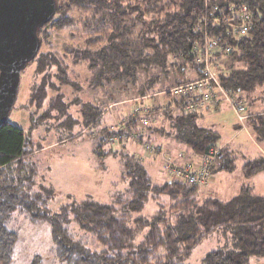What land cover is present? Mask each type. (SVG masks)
Here are the masks:
<instances>
[{"label":"trees","instance_id":"1","mask_svg":"<svg viewBox=\"0 0 264 264\" xmlns=\"http://www.w3.org/2000/svg\"><path fill=\"white\" fill-rule=\"evenodd\" d=\"M56 4L55 16L38 28L39 53L22 71L23 75L35 64L37 74L46 72L23 107L35 105L39 110L49 99L48 109L63 111L68 117L66 104L62 99L57 101L60 96L49 97L46 87L52 80L48 82L47 78L54 75L60 83L72 84L71 75L78 77V66L85 67L86 83H91L93 90L108 83L121 84L149 98L146 94L153 91L159 74L139 86L141 75L152 69L168 74L170 66L180 72L187 67L197 68L195 48L209 37L221 42L229 40L233 46L228 53L216 47L210 55L212 67L219 82L242 98L247 108L245 123L249 121L264 139V110L256 114L250 96L259 91L264 94V0H56ZM242 5H247L252 14L253 29L250 35L231 39L228 21L235 20ZM206 16L209 22L202 24ZM79 27L83 30L82 42L65 44L69 53L67 48L63 53L42 50L49 43L50 31L69 30L71 36H76L73 31ZM223 54L229 58L224 69L214 62ZM187 72L171 87L180 84ZM167 97L170 103L175 102L174 110L152 107L147 114L150 124L144 131L146 139L158 143L159 137L166 136L187 145L195 155L220 148L218 133L197 123L200 113L188 112L180 99ZM75 103L81 104V124L90 127L99 122L101 110L95 103ZM140 115L129 118L123 128L104 127L96 135L104 134L103 140L111 145L110 138L129 125L137 129ZM76 121L67 119L64 123L74 127ZM35 144L31 132L9 120L0 124L2 264H10L14 258L18 236L10 229V222L17 213L48 222L53 252L58 261L66 264H190L187 259L193 249L212 232L225 227L238 237L242 250L211 251L202 264H250L252 256H264V195L252 187L241 188L229 199L207 196L201 200L200 186L176 179L158 182L143 158L111 147V151H100L98 155H120L122 188L105 199L66 200L53 209L55 193L47 185L37 184L38 170L33 163V168L28 169L25 162ZM220 149L223 151L217 154L215 165L227 159L223 168L230 169L232 160L225 154L228 149ZM262 170L263 156L243 166L246 178Z\"/></svg>","mask_w":264,"mask_h":264},{"label":"rangeland","instance_id":"2","mask_svg":"<svg viewBox=\"0 0 264 264\" xmlns=\"http://www.w3.org/2000/svg\"><path fill=\"white\" fill-rule=\"evenodd\" d=\"M70 33L71 31L69 30L50 31L49 43L45 44L42 50H56L63 53L66 52L65 48H67L65 44L82 42L81 35H83V30L81 27L73 31L76 36H71ZM67 51L68 53L70 52L68 48ZM214 62L224 69L229 64V58L223 54L220 57H216ZM35 66L33 64L23 72L18 96L8 120L12 124L25 129L27 133L31 132L36 144L35 149L29 151L28 159L25 162L28 169L33 168V163L34 168L38 170L37 184H45L55 193L51 203L53 209H57L66 200H80L86 197L105 199L110 197L116 190L122 188L119 182L120 155L113 153L98 155V152H109L112 147L132 153L131 150L125 148L128 147L127 143L130 142L124 141L122 143L123 140L121 139L116 142V146L110 145L109 142L103 140L105 138L104 134L96 135V132L103 129L106 124H109V126L115 125L118 119L111 121V117L120 118L127 116L130 112L132 113L134 106L137 105L134 103L136 100H139V105H149L154 108H161L169 104L170 99L167 97L166 91L176 81L182 79L183 75L189 70L187 67L184 72L173 71L170 66L168 74L159 72L158 69L143 73L139 86L146 84L149 81V77L154 78L156 74H159L160 77L156 81L153 91L146 94L149 98L145 99H142L144 95L142 96L137 89L123 88L121 84L108 83L107 86L99 85L93 90L91 83H86L87 72L85 67L82 66L76 68L78 77L75 74L71 75V79L74 81L72 84L64 85L59 82L57 77L52 75V78H47L48 82L52 80V84L49 85L48 83L46 88L49 92V97L54 96L55 98L59 95L60 98L57 101L62 99L66 104V110L69 115L65 118L63 111L58 113L59 111L56 109H48V98L47 102L39 110L35 105L29 109L22 106L23 104H28L30 94L34 91L32 88L42 83L46 73L37 74ZM56 85L60 86L59 90L54 88ZM250 96L253 98L251 104H253L254 112L256 114L257 112L262 113L261 111L264 110V94L259 91ZM95 98L98 99L97 102L94 101L96 100ZM77 101L96 104V107L101 110L100 120L97 124L90 127H87L85 123L81 124V104L75 103ZM200 114L201 116L198 118L199 122L197 123L202 126L207 125L218 133V144L222 148L228 147V158L232 160V165L230 171H228L223 168L225 162H220L214 174L221 171L220 176L222 175L223 186L221 185L216 189L214 186H216L218 180L210 184L213 178L211 177L208 189H204L205 186L200 187L198 198L202 200L207 196H212L228 199L238 193V190H234L240 188L238 182L241 181L240 176L242 177V164L261 156L264 157V139L259 132L254 131L250 127L249 121H246L244 126H242L236 112L230 106L222 105L218 112L204 109ZM133 116L136 115L130 116V120ZM40 119L42 121L38 122ZM67 119L70 121L77 119L78 121L73 122L72 126L74 127H68L64 123V120ZM125 119L119 122L120 125L117 126L126 124L127 120L123 124ZM32 120L35 121L33 122ZM164 125L167 127V121ZM141 139L143 142L147 140L144 135H142ZM101 144L102 146L99 147ZM143 148V157L146 158L148 155L159 156L162 160L161 164L157 162V168H155L156 165L152 168L146 163L154 180L162 182L165 177L175 179L165 169V158L163 156L160 154L155 155V153H150L146 147ZM179 148L190 152V148L187 145H182ZM217 149L220 152L223 151L220 148ZM164 151L167 157L177 161L179 164L184 163L180 161L183 152L173 156L165 148ZM136 154L133 153L134 156L139 157ZM179 154H182V156ZM225 154L227 155L226 152ZM196 156V160L191 159L186 162H193V166L197 167L201 164L200 158L202 159L203 155ZM31 175L34 176V174ZM240 183L242 188L252 187L256 193L264 195V170L251 178H245V181L242 177V182ZM149 209L152 210V207L150 206ZM10 225V229H14L18 236L16 251L10 264H66L58 261L53 252V242L47 221L43 219L30 220L27 215L17 213L12 217ZM237 238L227 227L220 228L208 235L193 249L187 259V263L202 264L211 251L218 249L242 250ZM250 264H264V256H252Z\"/></svg>","mask_w":264,"mask_h":264},{"label":"built area","instance_id":"3","mask_svg":"<svg viewBox=\"0 0 264 264\" xmlns=\"http://www.w3.org/2000/svg\"><path fill=\"white\" fill-rule=\"evenodd\" d=\"M207 17L208 16L201 20L202 24H208L209 20ZM233 18H235V20L228 21V37L231 39H240L243 36L250 35L253 29V18L248 6L242 5ZM216 47L222 48L226 53L233 51V46L230 44L229 40H223L221 42L206 37L202 46H197L195 48L198 67L189 70L183 81L169 88L166 94L173 98V100L180 99L185 109L191 113H201L204 109H217L222 103H226L236 112L239 122L245 124L247 118L245 111L247 108L244 103L241 102L242 98L219 82L217 74L212 67L210 55ZM143 98L144 97H142V99ZM138 101L139 100H137L138 104L134 106L132 113L130 112L129 116L123 122L124 124L126 120L128 121L132 115L141 114L137 129H135L134 125H129L126 127V130L111 137L109 140L111 141L110 143L116 145V142L122 139V143L126 141L141 144L143 147H146L150 153H155V155L160 154L165 158V169L170 175H173L176 180L198 185L200 187L208 185L213 175V169L219 150L212 147L208 151V154L203 155L202 159L200 158L201 164L197 167L193 166L192 161V163L184 162L179 164L177 161L167 157L160 143H155L148 139L143 142L141 139L142 135H144V131L150 124L147 114L151 111L152 107L149 105H139ZM174 107L175 102L171 101V103L165 105L163 109L171 111L172 109L174 110ZM125 125L126 124L118 127L123 128ZM179 155L182 156V154Z\"/></svg>","mask_w":264,"mask_h":264},{"label":"water","instance_id":"4","mask_svg":"<svg viewBox=\"0 0 264 264\" xmlns=\"http://www.w3.org/2000/svg\"><path fill=\"white\" fill-rule=\"evenodd\" d=\"M56 11V0H0V124L15 105L22 71L40 51L38 28Z\"/></svg>","mask_w":264,"mask_h":264},{"label":"crops","instance_id":"5","mask_svg":"<svg viewBox=\"0 0 264 264\" xmlns=\"http://www.w3.org/2000/svg\"><path fill=\"white\" fill-rule=\"evenodd\" d=\"M139 102V101H138ZM141 102V101H140ZM134 103H136V104H138L137 103V100L134 102ZM227 104H225V106H226ZM224 106V105H223ZM227 106H229V105H227ZM221 108H219V110H220ZM218 109L217 110H213V111H219ZM129 115V114H128ZM127 115V116H128ZM126 115H125V117H120V118H118V117H115V116H113V117H111V121L112 120H117V122H116V124L115 125H111V126H109V124L107 125L106 124V126L105 127H112V126H117L118 124H119V122H122L126 117H127ZM124 118V119H123ZM121 119H123V120H121ZM113 124V123H112ZM204 126H207V125H204ZM208 127V126H207ZM246 131H248L247 129H245ZM156 142H158V143H160V144H162V146H164V148H165V150L166 151H168L171 155H173V156H177L178 155V153H180V152H183V156H182V158H180V161L181 162H186V161H189V160H196L197 158V156L196 155H194L193 153H191V152H187L186 150H184V149H181V148H179L180 146H182V145H180L179 143H177V142H175L174 140H172L171 138H167L166 136H162V137H159L157 140H156ZM128 144V147H125V144H124V147L125 148H128L129 150H131L132 151V154L134 153V154H136V155H139V157L141 156V158H143L144 160H146L145 162L149 165V166H151L152 168H154L155 167V165H156V167L155 168H157V162H159L160 164H161V162H162V160H161V158L159 157V156H147L146 158L145 157H143L142 155H143V152H144V148L142 147V145H140V144H134V143H132V142H130V143H127ZM220 148H222L221 146H220ZM223 148H228V147H223ZM226 151V153L228 154V152H227V150H225ZM161 160V161H160ZM225 163L227 162V159L224 161ZM243 166H244V164H242V166H241V171L243 170ZM161 167H162V165H161ZM217 167H218V164L217 165H215V167H214V170H213V178H212V181L210 182V184L211 183H215L217 180H218V183L216 184V186H214V187H216V189H218V187H220L221 185H222V175L220 176V173H221V171H218V172H215V174H214V171L217 169ZM226 170H228V171H230V169H227L226 168ZM167 175V174H166ZM168 176V175H167ZM242 177H243V179H244V181H245V175H244V173L242 172ZM242 177L240 176V178H241V181L240 182H242ZM166 178V177H165ZM165 178H163V180L165 181ZM170 178L168 177V178H166V180H169ZM163 182V181H162ZM240 182H238V184H239V186H240V188L239 189H235L234 191H237V192H239V190L242 188V184L240 183ZM210 184L208 185V186H205L204 187V189H208V187L210 186ZM223 186V185H222ZM235 196V195H234ZM233 197V196H232ZM231 198V197H230ZM229 199V198H228ZM0 264H2L1 262H0Z\"/></svg>","mask_w":264,"mask_h":264}]
</instances>
